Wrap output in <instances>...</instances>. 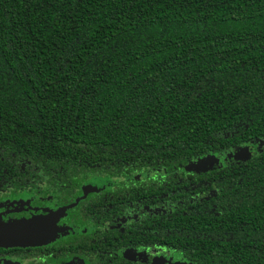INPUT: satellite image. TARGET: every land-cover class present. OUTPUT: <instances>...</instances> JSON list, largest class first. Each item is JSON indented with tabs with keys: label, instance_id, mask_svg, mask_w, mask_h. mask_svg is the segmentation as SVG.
<instances>
[{
	"label": "trees",
	"instance_id": "obj_1",
	"mask_svg": "<svg viewBox=\"0 0 264 264\" xmlns=\"http://www.w3.org/2000/svg\"><path fill=\"white\" fill-rule=\"evenodd\" d=\"M96 172L120 194L78 220L187 264H264V0H0V190L65 196ZM128 244L81 246L123 264Z\"/></svg>",
	"mask_w": 264,
	"mask_h": 264
},
{
	"label": "flooded vegetation",
	"instance_id": "obj_2",
	"mask_svg": "<svg viewBox=\"0 0 264 264\" xmlns=\"http://www.w3.org/2000/svg\"><path fill=\"white\" fill-rule=\"evenodd\" d=\"M99 177L107 182L111 180L112 184L105 187L98 184L92 189L86 187L88 181ZM123 180L119 176H107L96 172L86 177L83 183L65 196L62 193L56 194L49 186L44 189L43 182L34 181L19 188L0 190V224L31 219L32 225L28 230L50 231L39 243L0 245V264H65L63 260L68 258H71L73 264H90L88 258L83 256L82 242L88 235L107 231L118 234L120 242L130 243L119 250L121 260L116 263L187 264L180 257L167 253L162 246L150 249L144 243L133 244L131 238L133 227L131 225L127 230L129 224H124L122 219L120 222L116 220L113 224L107 221L99 225L90 220L87 222L78 220V215L81 214L78 206L83 200L94 206L100 192L108 195V190L114 191ZM95 182H89L88 185ZM61 187L68 188V184H61ZM119 194L114 191L113 196L117 197ZM60 251H63L62 255H59Z\"/></svg>",
	"mask_w": 264,
	"mask_h": 264
},
{
	"label": "rangeland",
	"instance_id": "obj_3",
	"mask_svg": "<svg viewBox=\"0 0 264 264\" xmlns=\"http://www.w3.org/2000/svg\"><path fill=\"white\" fill-rule=\"evenodd\" d=\"M209 163L208 158H201L198 160V166H207ZM159 172V171H158ZM155 171V173H158ZM96 181V182H95ZM89 182H95L91 183L90 186L88 185ZM98 184H101V186H109L112 184V181L109 180L108 182L105 181L104 178H96L94 180L88 181L86 184V187H89L88 189H92L93 187L97 186ZM1 193V192H0ZM50 233L49 230H42V231H33L32 229L30 230H25L22 232H14L10 231L5 234H1L0 237V245H8V244H34V243H39L41 242L46 235ZM3 242V243H2ZM65 264H73L71 258H68L67 260H63ZM79 262V261H78Z\"/></svg>",
	"mask_w": 264,
	"mask_h": 264
},
{
	"label": "water",
	"instance_id": "obj_4",
	"mask_svg": "<svg viewBox=\"0 0 264 264\" xmlns=\"http://www.w3.org/2000/svg\"><path fill=\"white\" fill-rule=\"evenodd\" d=\"M251 149H252V146H245L238 152V154L241 156L242 154L250 153ZM30 225H32L31 219L27 221L15 220V221L8 222L5 224H0V235L5 234L10 231L22 232V231L27 230Z\"/></svg>",
	"mask_w": 264,
	"mask_h": 264
}]
</instances>
